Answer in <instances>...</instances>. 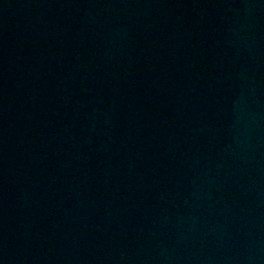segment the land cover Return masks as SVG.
I'll return each instance as SVG.
<instances>
[{"label": "water", "instance_id": "water-1", "mask_svg": "<svg viewBox=\"0 0 264 264\" xmlns=\"http://www.w3.org/2000/svg\"><path fill=\"white\" fill-rule=\"evenodd\" d=\"M0 264H264V0H0Z\"/></svg>", "mask_w": 264, "mask_h": 264}]
</instances>
